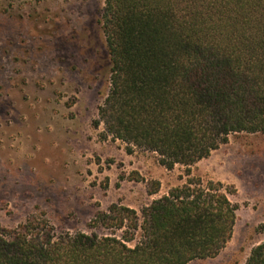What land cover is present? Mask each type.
Masks as SVG:
<instances>
[{
  "label": "trees",
  "instance_id": "obj_1",
  "mask_svg": "<svg viewBox=\"0 0 264 264\" xmlns=\"http://www.w3.org/2000/svg\"><path fill=\"white\" fill-rule=\"evenodd\" d=\"M100 25L111 66L98 116L114 139L189 176L229 135L264 134V0H104ZM236 210L221 183L188 179L141 223L122 205L98 214L120 238L55 236L36 218L0 227V264H189L219 255ZM245 264H264V241Z\"/></svg>",
  "mask_w": 264,
  "mask_h": 264
},
{
  "label": "rangeland",
  "instance_id": "obj_2",
  "mask_svg": "<svg viewBox=\"0 0 264 264\" xmlns=\"http://www.w3.org/2000/svg\"><path fill=\"white\" fill-rule=\"evenodd\" d=\"M103 6L104 0H0V227L36 218L55 236L120 238L122 230L104 228L98 214L122 205L141 223L144 207L200 179L203 186L221 183L237 210L219 255L189 264H245L264 241V134L229 135L189 176L185 167L168 170L157 154L108 135L98 116L111 66Z\"/></svg>",
  "mask_w": 264,
  "mask_h": 264
},
{
  "label": "crops",
  "instance_id": "obj_3",
  "mask_svg": "<svg viewBox=\"0 0 264 264\" xmlns=\"http://www.w3.org/2000/svg\"><path fill=\"white\" fill-rule=\"evenodd\" d=\"M167 194V193H166Z\"/></svg>",
  "mask_w": 264,
  "mask_h": 264
}]
</instances>
